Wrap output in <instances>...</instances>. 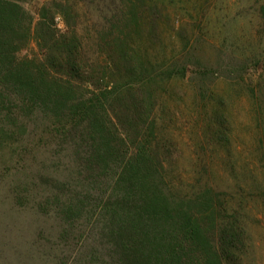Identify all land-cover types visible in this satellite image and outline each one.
Listing matches in <instances>:
<instances>
[{"label":"trees","instance_id":"trees-1","mask_svg":"<svg viewBox=\"0 0 264 264\" xmlns=\"http://www.w3.org/2000/svg\"><path fill=\"white\" fill-rule=\"evenodd\" d=\"M109 1L118 2L108 11L112 24L85 36L77 2L42 6L33 24L23 0H0V90L69 137L100 186L91 212L80 203L71 212L69 202L61 235L77 237L79 264H224L244 231L225 219L228 192L219 190V206L209 188L180 195L155 140L157 93L198 65L187 29L162 0ZM31 40L38 53L20 57ZM205 74L198 70V79ZM216 109L219 143L229 145L228 108L220 100Z\"/></svg>","mask_w":264,"mask_h":264},{"label":"rangeland","instance_id":"rangeland-1","mask_svg":"<svg viewBox=\"0 0 264 264\" xmlns=\"http://www.w3.org/2000/svg\"><path fill=\"white\" fill-rule=\"evenodd\" d=\"M58 1L22 5L34 24L42 6ZM104 1L69 0L80 7L85 36L112 24L108 11L118 2ZM263 1L162 0L172 18L184 23L194 51L190 61L198 65L157 93L155 140L180 195L209 188L219 206V190L228 192L221 195L229 208L225 219L237 220L244 231L224 264H264ZM60 21L55 18L62 29ZM35 53L31 40L18 55ZM200 82L205 86L198 92ZM220 100L231 121L229 145L219 143V118L212 114ZM70 144L0 90V264H79L77 237L61 235L63 212L71 200V212L79 211L78 203L91 212L100 186L81 169Z\"/></svg>","mask_w":264,"mask_h":264}]
</instances>
